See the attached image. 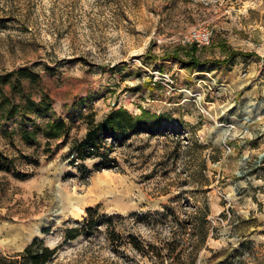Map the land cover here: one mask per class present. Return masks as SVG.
<instances>
[{"label": "rangeland", "instance_id": "1", "mask_svg": "<svg viewBox=\"0 0 264 264\" xmlns=\"http://www.w3.org/2000/svg\"><path fill=\"white\" fill-rule=\"evenodd\" d=\"M191 28L211 42L187 68L169 54L184 58ZM6 74L50 108L0 118V253L37 237L58 247L51 264H264V0H0ZM118 107L168 119L105 159H74L88 122ZM48 120L67 136L20 138ZM90 206L107 222L66 240ZM128 232L153 260L125 247Z\"/></svg>", "mask_w": 264, "mask_h": 264}, {"label": "trees", "instance_id": "2", "mask_svg": "<svg viewBox=\"0 0 264 264\" xmlns=\"http://www.w3.org/2000/svg\"><path fill=\"white\" fill-rule=\"evenodd\" d=\"M198 48L193 44L189 50L185 51L184 58L180 56L178 49L170 52L169 56L183 62L185 67L193 68L197 64H201L197 53ZM218 61H216L217 63ZM221 63V62H218ZM14 74L19 79H29L35 81L37 74L27 69H18ZM6 74V80L0 81V118L9 120L20 114L22 117L27 116L29 112L46 113L50 106L47 102L48 96L44 95L39 102H34L29 97H25L23 90L18 88L14 83L9 82ZM9 83L11 91L18 89L20 97L25 100L15 102L14 94H8L4 85ZM24 101V102H23ZM168 119L166 114L152 113L145 108H141L138 114H132L123 107L110 110L99 121L90 120L84 137L71 144L72 155L74 159H80L87 155H97L102 159L110 156L114 143L122 144L132 135L145 132L150 135L157 134L161 130V123ZM42 133L46 139L45 144L49 145L51 139L66 137L68 129L61 120H48L44 126L34 125L31 128H23L20 130V138L32 145L35 143L38 135ZM107 139H111L112 143L109 148H103L102 144ZM102 149V150H101ZM2 158L0 157V163ZM103 164V162H102ZM2 165V164H0ZM3 168V166H0ZM105 214L100 213L98 207H87L86 216L77 224L67 227L64 231V238L72 240L80 235L90 236L93 231H98V226L107 222ZM114 235V234H113ZM119 237V235H116ZM111 234L110 241H114ZM117 239V238H116ZM125 247L133 250L140 256L148 260L154 259V244L142 240L134 233L128 232L123 240ZM58 251L57 246H49L37 237H34L20 251L14 254L0 253V264H51ZM131 264H134L133 262Z\"/></svg>", "mask_w": 264, "mask_h": 264}, {"label": "built area", "instance_id": "3", "mask_svg": "<svg viewBox=\"0 0 264 264\" xmlns=\"http://www.w3.org/2000/svg\"><path fill=\"white\" fill-rule=\"evenodd\" d=\"M183 41L197 47L207 46L211 42V31L206 28H191L185 34Z\"/></svg>", "mask_w": 264, "mask_h": 264}]
</instances>
